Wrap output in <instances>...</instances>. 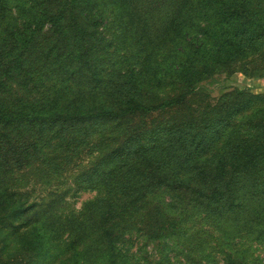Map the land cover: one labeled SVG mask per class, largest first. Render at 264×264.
<instances>
[{"label": "trees", "instance_id": "obj_1", "mask_svg": "<svg viewBox=\"0 0 264 264\" xmlns=\"http://www.w3.org/2000/svg\"><path fill=\"white\" fill-rule=\"evenodd\" d=\"M191 1L176 0L161 34L154 36L148 22L140 19L129 24L125 20L130 0H0V143L13 156L10 159L27 154L20 149L18 133L23 136L31 132L34 149L40 148V142L50 145L54 141L60 149L69 133L77 132L79 140L82 128L89 130V136L95 123L120 126L139 113L185 106L196 93V85L203 81L201 76L210 66L209 59L222 61L226 49V42L217 36L213 50L202 46V39L190 26ZM209 1L212 2L200 0L199 3H206L199 6L207 9ZM216 1L217 8L209 11L216 19V27L222 30V24L238 25L244 33L258 31L263 40L262 12L247 5ZM181 14L184 17L178 22L176 16ZM107 26L114 35L119 31L118 40L131 38L138 44L133 58L138 63L129 60L121 83L115 88L104 83L102 74ZM45 34L57 38L41 47L40 36L46 40ZM61 38L66 49L59 45ZM232 44H236L235 40ZM196 65L202 66L201 72ZM172 80L184 84L180 94L157 98L155 103L143 100L145 90ZM12 81L19 88L12 90ZM72 81L78 84L77 89L71 86ZM77 100L78 110H74ZM252 102L251 98L242 104L229 100L226 114L214 110L218 119L199 122L195 134L193 119L158 131L146 130L138 135L139 139L129 136L122 149L104 154L82 174L87 183L84 189L99 193L90 202L93 216L78 214L66 221L63 230L55 222L48 225L45 236H38L29 244L30 257L0 264H47L69 254H73L69 262L74 260V264H124L126 256L122 255L121 246L133 234L141 232L148 241L158 242L182 232L179 216L185 212L203 209L220 215L227 203H234L238 196L228 182L237 179L243 168L250 170L249 175L258 173V157L264 155V148H254L253 134L246 136L240 127H233L237 115ZM244 119L243 127L252 124V117ZM226 132L220 153L211 155L210 139ZM156 135L158 138L154 139ZM43 148L44 145L41 154ZM81 189L83 186H78V193ZM13 203L4 210L11 212L0 216V221L14 213H26V208ZM56 203L61 205L62 200ZM232 205L228 207L231 211ZM55 208L50 204L40 214V220L47 221ZM62 233L66 237L64 245L60 248L61 242L59 246L54 244L58 252L51 259V242L61 241ZM85 250L95 251L91 260L85 258Z\"/></svg>", "mask_w": 264, "mask_h": 264}, {"label": "rangeland", "instance_id": "obj_2", "mask_svg": "<svg viewBox=\"0 0 264 264\" xmlns=\"http://www.w3.org/2000/svg\"><path fill=\"white\" fill-rule=\"evenodd\" d=\"M224 1L227 5H247L264 14V0ZM130 2V9L124 12L125 20L129 24L144 20L149 23L154 36H158L171 17L172 6L176 0ZM199 2L200 0H193L189 4V12L193 18L190 22L192 31L196 36H200L202 46L208 51L214 48L215 36L223 39V43L226 42V49L222 61H216L214 57L209 59L210 64L208 60L210 66L203 71V81L196 85V93L188 98L185 106L151 114L139 113L127 118L120 126L95 123L89 136V130L82 128L79 140L77 132H73L74 135L69 133L66 144L60 149H57L56 141L50 145L40 142V148L34 149L32 133L26 132L23 136L18 133L20 149L26 150L27 154L15 156L13 160L10 159L12 155L7 154L6 146L0 143V216L11 212L4 211L9 203L13 206L15 202L27 209L26 213H14L0 221V249L3 250L0 262H16L22 260L25 255L30 257L28 246L32 244L31 241L38 236H45V227L54 222L61 225L63 230L66 221L76 218L78 214L93 216L90 202L97 198L99 193L96 189H84L87 183L82 174L95 166L104 154L116 148L122 149L129 136L139 139L138 135L146 130L158 131L168 125L187 124L193 119L192 134H195L200 128L199 122L218 119L214 110L226 114V104L229 100L242 104L251 98L252 104L245 112L241 111L237 115L233 127H240L246 136L253 134L254 148H264V38L259 39L258 31L241 32L238 25L234 24H222L223 28L220 30L216 27V19L209 12L217 8V1H209L207 9L199 6L206 2ZM136 15L139 18H136ZM183 17L181 14L176 16V19L179 22ZM118 33L119 31L114 35V32L106 27L107 42L102 53L104 83L113 88L121 83V76L126 72L129 60L133 64L138 63L136 58L133 59L138 44L131 38L118 40ZM45 36L46 40L44 36H40L41 47L51 44L57 38V35L52 34ZM232 40H235L236 44L233 45ZM59 45L66 49L63 38ZM196 68L201 72V65H196ZM197 80H200L199 75ZM12 84V90L19 88L13 81ZM70 84L75 86V89L78 88L76 82L72 81ZM162 84L145 90L143 100L155 103L158 99L175 97L185 88L179 80ZM85 92H88V88ZM78 100L72 107L74 110H78ZM248 117L253 118L252 124L243 127L244 118ZM227 134H216L210 139V144L213 145L211 155L220 153ZM157 136L153 138L156 139ZM44 139H48L46 134ZM42 145L44 148L41 154ZM100 149L104 151L103 154L98 152ZM258 163V173L249 175L250 170L242 167L243 170L237 173V179L229 182L227 180L230 187L238 191V196L234 203H227V208L222 210L220 215L203 209L185 212L179 216L182 232L158 242L148 241L141 232L133 234L121 246L122 255L126 256L124 264H264V155L258 157ZM80 185L83 189L78 193ZM60 200L61 205L56 203ZM52 203L56 207L55 211L52 210L50 218L43 222L42 218L40 220V214ZM231 205L232 211L228 208ZM28 220L29 223L25 225ZM63 235L64 233L60 238ZM65 240L64 235L61 241L51 242L50 258L58 252V247L54 244L59 246L61 242L62 248ZM84 253L85 258L89 260L95 255L93 250H85ZM71 256L73 254H69L67 258L50 260L47 264H74V260L69 262Z\"/></svg>", "mask_w": 264, "mask_h": 264}]
</instances>
